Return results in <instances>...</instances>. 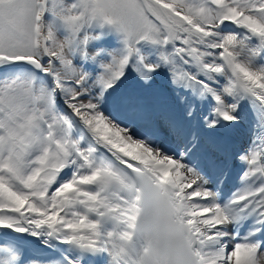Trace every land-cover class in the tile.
<instances>
[{
	"label": "snow or ice",
	"instance_id": "1",
	"mask_svg": "<svg viewBox=\"0 0 264 264\" xmlns=\"http://www.w3.org/2000/svg\"><path fill=\"white\" fill-rule=\"evenodd\" d=\"M0 264H264V0H0Z\"/></svg>",
	"mask_w": 264,
	"mask_h": 264
}]
</instances>
